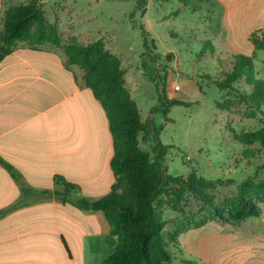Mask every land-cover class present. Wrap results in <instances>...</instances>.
<instances>
[{"label": "crops", "instance_id": "1", "mask_svg": "<svg viewBox=\"0 0 264 264\" xmlns=\"http://www.w3.org/2000/svg\"><path fill=\"white\" fill-rule=\"evenodd\" d=\"M19 2L0 0V32L6 12L27 4ZM39 5L58 27L61 44L74 43L78 15L68 5L60 6V14ZM227 9L225 48L255 56L264 79V50L252 42L253 35L264 37V0H229ZM242 36L246 49L231 42ZM33 46L17 43L0 63V264H104L117 245L104 213L82 211L55 193L61 190L58 177L89 200L112 192L116 151L107 111L63 48ZM42 192L50 195L40 197ZM171 254V264H264V214L238 226L210 220L182 234Z\"/></svg>", "mask_w": 264, "mask_h": 264}, {"label": "rangeland", "instance_id": "2", "mask_svg": "<svg viewBox=\"0 0 264 264\" xmlns=\"http://www.w3.org/2000/svg\"><path fill=\"white\" fill-rule=\"evenodd\" d=\"M19 1L29 4L34 0ZM36 1L50 5L56 14L60 6L68 5L69 13L78 15L72 44L102 40L119 57L126 86L146 125L140 147L155 160L158 141L149 123L153 119L157 128L163 127L161 143L169 147L161 160L169 175L186 179L195 173L214 182L210 194L217 204L234 198L246 180L264 182V150L242 141L246 134L264 128V104L249 98L252 88L246 83L224 91L217 86L233 56L239 55L225 48L229 0ZM64 13L61 18L69 29ZM240 19L243 22L245 16L241 14ZM243 38H231V42L246 49ZM260 63L255 61V67L262 78ZM163 78L167 99L188 104L171 107L169 119L158 110L163 102L156 83ZM249 150L255 156L249 157ZM173 193L155 202L167 222L165 232H172L174 221L183 216L205 219L211 215L199 196L186 193L176 202ZM175 263L182 264L180 259Z\"/></svg>", "mask_w": 264, "mask_h": 264}, {"label": "trees", "instance_id": "3", "mask_svg": "<svg viewBox=\"0 0 264 264\" xmlns=\"http://www.w3.org/2000/svg\"><path fill=\"white\" fill-rule=\"evenodd\" d=\"M30 45L51 43L66 52L68 62L80 67L85 81L96 98L103 104L110 121L116 154L112 169L117 183L112 192L101 199L89 200L78 196L79 187L58 177L56 183L61 190L55 195L61 201L82 211H101L111 226V234L117 237L115 252L104 264H171V245L178 246L182 234L201 226L210 220L238 226L244 221L259 218L264 205V182L256 184L244 181L237 195L217 204L210 191L215 183L195 173L186 179L173 177L164 169L161 160L168 153V146L160 141L163 127L157 128L149 120L150 132L158 141L155 160L140 147V134L145 131L139 106L131 97L126 86V72L119 57L106 49L102 40L87 45H62L58 27L51 25L39 2L34 0L26 5L12 7L5 14L3 30L0 32V63L15 49L17 43ZM256 50H264V37L253 35ZM33 46V47H35ZM221 66V65H220ZM154 82L156 73L150 75ZM165 79L156 83L163 105L158 108L168 118L171 107L188 105L178 100H169L164 89ZM246 83L252 88V101L264 104V79L258 77L255 56H233L230 68L217 82L220 90H231L235 85ZM159 85H162L160 89ZM247 145H257L264 150V128L246 134L242 139ZM249 157L255 153L247 152ZM30 190H24L29 193ZM168 192H174L176 202L186 193L199 196L210 210V216H183L174 221L172 232H165L167 222L157 212L155 202ZM40 197L50 195L42 192ZM2 213H0L1 215ZM186 264H195L186 261Z\"/></svg>", "mask_w": 264, "mask_h": 264}, {"label": "built area", "instance_id": "4", "mask_svg": "<svg viewBox=\"0 0 264 264\" xmlns=\"http://www.w3.org/2000/svg\"><path fill=\"white\" fill-rule=\"evenodd\" d=\"M176 89L179 90L180 89L179 86H177Z\"/></svg>", "mask_w": 264, "mask_h": 264}, {"label": "water", "instance_id": "5", "mask_svg": "<svg viewBox=\"0 0 264 264\" xmlns=\"http://www.w3.org/2000/svg\"><path fill=\"white\" fill-rule=\"evenodd\" d=\"M171 56H168V60H170Z\"/></svg>", "mask_w": 264, "mask_h": 264}]
</instances>
